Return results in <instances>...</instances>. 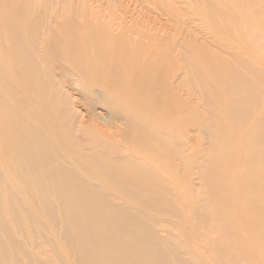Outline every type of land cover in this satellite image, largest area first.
I'll use <instances>...</instances> for the list:
<instances>
[{"label":"bare ground","instance_id":"obj_1","mask_svg":"<svg viewBox=\"0 0 264 264\" xmlns=\"http://www.w3.org/2000/svg\"><path fill=\"white\" fill-rule=\"evenodd\" d=\"M202 3L237 58L196 63L184 40L179 79L169 43L78 0H0V264H264V182L235 167L264 158V0ZM200 124L225 164L193 152Z\"/></svg>","mask_w":264,"mask_h":264},{"label":"rangeland","instance_id":"obj_2","mask_svg":"<svg viewBox=\"0 0 264 264\" xmlns=\"http://www.w3.org/2000/svg\"><path fill=\"white\" fill-rule=\"evenodd\" d=\"M77 2V0H76ZM79 5L86 7H92L99 11L101 21L109 22L114 25L122 24L125 26V31L129 33L140 34L143 40L147 44L157 45L156 43H169L173 49L169 53V57L176 59L178 65L176 69L177 78L182 79L183 65L181 64V43L184 40L189 41L191 54L193 61L197 63L198 59L201 58V54L207 52V54H215L221 60L233 64L236 60V56L233 49L227 46V42L231 39L227 38L225 33H214L212 31L210 15H206V10L202 5V0H78ZM219 4V2L217 1ZM215 5H217L214 2ZM220 6V4H219ZM260 27V26H259ZM257 34L264 35V30L256 29ZM173 52V54H172ZM203 52V53H201ZM197 60V61H196ZM183 70V71H182ZM194 91L191 94L189 104L202 114H207L203 97L197 92L200 91V85L195 82L193 84ZM101 117H105V112L98 111ZM207 116H210L209 113ZM258 117L257 114L255 118ZM107 120H109L107 118ZM202 127V128H201ZM254 128V125L249 126L245 133H249ZM215 130L217 131L216 127ZM205 129L203 125H198L190 131L188 135V142L190 143L193 152L197 150H208L213 145L211 150L213 159L217 160L219 165L225 164L227 161L228 154H232L234 147H227L223 144V140H227L228 137L219 135L213 131L214 134H208L205 136ZM242 133V132H241ZM205 139V140H203ZM232 140H235L232 137ZM248 145V144H247ZM241 146L238 150V154H241V150L247 149L248 147ZM252 144H249L251 147ZM249 156L254 160V165L246 162L244 169L243 160L238 156V164L235 167L238 170V174L242 175V178L254 176L264 182V158L258 156V154L249 153ZM243 165V166H242ZM254 167V170L251 169ZM244 169V170H243ZM261 170V172L259 171ZM226 172H231V169H227ZM217 176H224L220 170L215 172ZM196 177V176H195ZM224 178V177H223ZM226 180V178H224ZM198 180L195 179L191 183L192 187L198 186ZM244 184L250 189H254V183L243 180ZM249 190V191H250ZM192 191L198 196L204 192L203 189L193 188ZM264 196V189H263ZM200 200H198L192 209L200 208ZM229 212L227 215L228 222L232 228H254V224L251 219H247L244 215L242 218L237 213L231 211V207L234 208L236 204L229 203ZM264 208L263 203L258 201L256 206ZM215 216V215H214ZM253 219L257 216L252 215ZM264 219V215H261ZM215 220L219 221V218L215 216ZM248 220V222H247ZM190 223H186L185 228H189ZM163 228V227H162Z\"/></svg>","mask_w":264,"mask_h":264}]
</instances>
